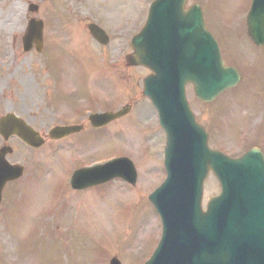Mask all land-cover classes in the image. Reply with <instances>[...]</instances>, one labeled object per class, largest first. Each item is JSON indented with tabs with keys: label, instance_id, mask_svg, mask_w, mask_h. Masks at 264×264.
<instances>
[{
	"label": "rangeland",
	"instance_id": "374dc122",
	"mask_svg": "<svg viewBox=\"0 0 264 264\" xmlns=\"http://www.w3.org/2000/svg\"><path fill=\"white\" fill-rule=\"evenodd\" d=\"M112 1L0 0V118L15 113L47 136L61 117L66 121L78 114L80 120L87 111L132 106L128 116L102 130L48 141L39 151L17 139L9 142L14 149L10 163L26 171L6 187L0 207V264H110L115 257L123 264H144L160 241L161 220L149 195L166 178V135L143 95L150 71L126 63L133 53L131 39L145 25L153 0H124L119 11ZM251 1L188 2L204 7L208 27L221 35L226 63L243 75L238 87L210 105L196 98L192 85L187 87L210 145L231 157L252 147L264 151V47L247 35ZM31 4L39 6L36 14L29 12ZM30 18L44 21L42 53L24 52ZM89 23L107 32V45L94 40ZM111 156L133 161L135 186L115 181L85 192L71 189L75 170ZM219 193L210 175L204 206Z\"/></svg>",
	"mask_w": 264,
	"mask_h": 264
},
{
	"label": "water",
	"instance_id": "95a60500",
	"mask_svg": "<svg viewBox=\"0 0 264 264\" xmlns=\"http://www.w3.org/2000/svg\"><path fill=\"white\" fill-rule=\"evenodd\" d=\"M187 0H157L147 25L133 39V66L148 67L153 75L145 80L144 95L159 113L167 135L166 183L151 195L163 220V237L147 264H264V156L252 150L232 160L210 150L208 135L189 109L185 87L195 86L197 97L212 102L219 94L240 82V76L226 68L216 41L207 31L199 5L186 9ZM100 43H108L105 32L90 25ZM248 32L264 45V0H254L248 17ZM25 50L35 44L43 49V23L31 21L24 37ZM105 113L91 118L95 127L105 126L128 114ZM79 131L58 128L59 139ZM0 135H16L26 144L40 148L44 141L33 128L15 115L0 120ZM11 149L0 151V201L9 181L23 175V168L5 160ZM213 171L222 186L208 211H202L203 185ZM123 178L135 184L136 172L127 159L76 172L72 186L86 189ZM112 264H120L114 260Z\"/></svg>",
	"mask_w": 264,
	"mask_h": 264
},
{
	"label": "flooded vegetation",
	"instance_id": "af4514ba",
	"mask_svg": "<svg viewBox=\"0 0 264 264\" xmlns=\"http://www.w3.org/2000/svg\"><path fill=\"white\" fill-rule=\"evenodd\" d=\"M77 116H79L78 114H76ZM76 115H72L70 118H68L66 121V117H61L60 119V124H58L57 126H81L83 127V132L87 131L88 129V126H86L85 124H89V121L86 120V118H84L82 116V118H80L79 120V117H76ZM78 135H73V136H70L68 137L67 139H71L72 137H77Z\"/></svg>",
	"mask_w": 264,
	"mask_h": 264
},
{
	"label": "bare ground",
	"instance_id": "6f19581e",
	"mask_svg": "<svg viewBox=\"0 0 264 264\" xmlns=\"http://www.w3.org/2000/svg\"><path fill=\"white\" fill-rule=\"evenodd\" d=\"M122 3H125V1L124 0H113L112 1V4H114L115 5V7H116V9L119 11L122 7H121V5H122Z\"/></svg>",
	"mask_w": 264,
	"mask_h": 264
}]
</instances>
